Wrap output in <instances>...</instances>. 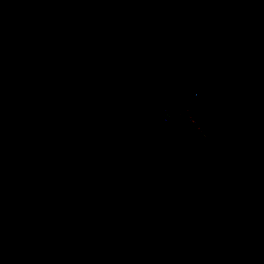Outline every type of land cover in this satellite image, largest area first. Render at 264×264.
Instances as JSON below:
<instances>
[{"label": "trees", "instance_id": "trees-1", "mask_svg": "<svg viewBox=\"0 0 264 264\" xmlns=\"http://www.w3.org/2000/svg\"><path fill=\"white\" fill-rule=\"evenodd\" d=\"M77 3L0 0V264H150L133 237L152 207L133 195L167 185L194 229L238 243L253 230L264 264V0ZM122 50L177 73L151 117L139 120L145 86L117 69ZM87 67L93 79H70ZM106 129L123 133V184L100 152ZM146 149V176L130 179ZM154 211L149 242L168 225Z\"/></svg>", "mask_w": 264, "mask_h": 264}, {"label": "flooded vegetation", "instance_id": "flooded-vegetation-1", "mask_svg": "<svg viewBox=\"0 0 264 264\" xmlns=\"http://www.w3.org/2000/svg\"><path fill=\"white\" fill-rule=\"evenodd\" d=\"M117 58L118 65L121 64V61L124 58H127V63L124 65L125 68L117 69L122 71L125 75H128L127 79H137L130 77L141 74L140 71H142V68L137 65L132 55L122 50L117 52ZM145 72L146 74L142 75L149 76L151 79L148 80L149 88L147 87V84L142 81V84L145 86V98L139 105L138 117L141 115L139 120L147 115H150V117L153 116L157 111V104L159 100L164 96L161 94V92H156L152 88L154 82L161 79L158 76V72L149 73L146 70ZM171 73V77L169 78H173L175 75L173 72ZM152 98L153 102H151ZM138 121L137 123L139 125ZM118 133L123 134L120 131ZM110 146L112 148V142ZM104 150L105 153H109L110 147H108L107 141L106 147L103 148L101 152ZM152 160V155H142L139 161H128V165L132 166L135 164L143 167L146 164L150 165L149 163L152 162ZM149 193L150 196L146 197L142 191H138L133 195V197H139L140 199L149 202V205L152 207V211H154V208H160L162 210H166L167 213H169V216L172 218V220L170 222L168 216L166 232L168 231L171 224L175 223L174 233L169 234L167 232L166 239L165 233L163 232L165 229H161L159 234L153 236V250L156 255L154 260L155 262H158V264H220L221 262H223L221 264H260L256 256H258L257 251L262 249V239L260 237H255L253 230L250 232L248 237L238 243L234 241L232 242L231 239L229 241L227 238H225L227 235L222 231L221 228H219L223 236V241H221V239L216 238L215 236L212 237V233L214 234V229L217 227V225H212L211 223L206 222L204 223L203 229H194L193 222L189 223V220L185 215V211H182V208L184 207L181 197L177 194H172L170 189H168V185L165 187H153ZM168 194H172L173 201L177 200L178 203L176 205H170L168 203ZM152 211H150V213H152ZM175 211L180 213L176 219L173 218L174 213H176ZM181 212L184 214L182 218ZM164 225L165 220L162 221L161 227ZM207 231L210 232L211 235H205ZM168 243L172 245L176 258H174L169 251ZM162 245H165L166 249L162 248ZM165 251L168 252L170 257ZM234 255L237 257L229 263L230 258H232ZM152 259L153 257L150 260V264L153 262Z\"/></svg>", "mask_w": 264, "mask_h": 264}, {"label": "rangeland", "instance_id": "rangeland-1", "mask_svg": "<svg viewBox=\"0 0 264 264\" xmlns=\"http://www.w3.org/2000/svg\"><path fill=\"white\" fill-rule=\"evenodd\" d=\"M63 3L65 4H68V7H77L78 3H77V0H62ZM81 40L82 38L79 39L78 41V46L81 44ZM127 63V58H124L122 61H121V64H119V68H125V64ZM89 64V63H88ZM141 74H146L145 70L142 69V71H140ZM175 75L173 78H169L171 77V72L169 71H165V72H158V76L161 78L159 80H157L156 82H154L152 88L154 91L156 92H161L162 95H165L169 92H171L172 88L174 87V85L176 84L177 82V79H178V76H177V73L173 72ZM95 77V71L91 70L90 67H87L86 69L82 70V71H79V72H76L75 74H73L71 76V80L72 81H80V80H89V79H93ZM169 78V79H168ZM104 136H105V139L106 141L108 142V147H110L111 145V142L114 138V134L112 131L106 129L104 131ZM146 151L148 152V154H152L153 151L150 150V149H146ZM102 157L106 160V165L108 166L109 165V161L107 160L108 157H109V153H104L102 152L101 153ZM136 158H138V156L136 155L135 156ZM136 167V169H135ZM137 165H132L130 168L128 167V170L130 172L129 174V178L132 179V176H137V177H145L146 176V173L142 172V169L140 168H143V167H140L139 169H137ZM152 178V177H151ZM133 181H135L133 179ZM150 181V180H149ZM164 197V196H162ZM168 197V203L170 205H176L178 202L177 200L176 201H173L172 200V194H168L167 195ZM142 211H143V214L145 216V221H144V229L141 230L140 232H138L134 237H133V241L134 243H136L137 245H145V246H149L150 250L152 251V264H158V262H155L154 258L156 257L155 255V252H154V246H153V242L151 240V242L147 241L148 239V236L149 234L147 233V226H148V221L150 219L151 216H153L152 213H150V209L148 208H145V207H142ZM176 212V211H175ZM182 213V212H181ZM178 215H180L179 212H176L174 213V217L173 218H178ZM184 216V214L182 213L181 215V218ZM153 239V238H152ZM222 241V240H221ZM223 263V262H221ZM220 263V264H221Z\"/></svg>", "mask_w": 264, "mask_h": 264}, {"label": "water", "instance_id": "water-1", "mask_svg": "<svg viewBox=\"0 0 264 264\" xmlns=\"http://www.w3.org/2000/svg\"><path fill=\"white\" fill-rule=\"evenodd\" d=\"M99 35H100V33H98V37H99ZM92 43V42H91ZM91 45V44H90ZM90 56L93 58V60H94V66L97 68V70L99 71L100 69H99V67H98V65H97V62H96V59L94 58V55H93V52L92 51H90ZM100 72V71H99ZM130 78H137V79H140V80H142V81H144L146 84H147V87L149 88V83H148V80H150L151 79V77H149V76H145V75H142V74H139V75H133V76H131ZM151 102H153V98H152V101ZM141 117V115L139 116V118ZM139 122V121H138ZM137 131H138V123H137ZM137 131H136V133H135V136L137 135ZM122 134H120V133H117L116 134V136H115V138H114V140L112 141V143H113V146H112V148H111V146H110V150H109V157H108V161L110 162L109 163V166H107L106 167V169L110 172V171H113L114 172V174H116L117 175V178H118V180H119V182L121 183V184H123V182H122V179H121V176L120 175H118L117 174V172H116V169H115V166H114V164H113V162H114V149H115V146H116V143H117V141H118V139L120 138V136H121ZM106 147V139H105V136H104V132H103V135H102V149L101 150H103V148H105ZM101 152V151H100ZM102 152H104L105 153V150L104 151H102ZM101 152V153H102ZM128 196H130V194H128V193H126ZM169 219H170V222H171V220H172V218L169 216ZM219 226H217L215 229H214V234L212 233V237H216V238H219V239H221L222 241H223V236H222V233L220 232V230H219ZM166 230H167V227L165 228V230H164V233H165V239L167 238V233H166ZM205 235H211V233L210 232H206V234ZM225 238H227L229 241H230V239L226 236ZM162 248H164V249H166V247H165V245H162ZM168 248H169V251L171 252V254H172V256L174 257V258H176V255H175V253H174V250H173V247H172V245H170L169 243H168ZM166 253H167V255H169L168 254V252L167 251H165ZM169 257H170V255H169ZM237 256H233L232 258H230V260H229V263L233 260V259H235ZM179 264V263H178Z\"/></svg>", "mask_w": 264, "mask_h": 264}, {"label": "built area", "instance_id": "built-area-1", "mask_svg": "<svg viewBox=\"0 0 264 264\" xmlns=\"http://www.w3.org/2000/svg\"><path fill=\"white\" fill-rule=\"evenodd\" d=\"M191 108H192V105H191V101H190V104H189V111L191 110ZM161 110H163L166 114H167V116H170V115H172V114H179V115H181L182 113L181 112H179V111H177V110H175V109H173V108H171V107H169V106H161ZM191 118H192V120L193 121H195L194 120V118L191 116ZM166 119H167V117H166ZM201 129V128H200ZM202 130V129H201Z\"/></svg>", "mask_w": 264, "mask_h": 264}, {"label": "clouds", "instance_id": "clouds-1", "mask_svg": "<svg viewBox=\"0 0 264 264\" xmlns=\"http://www.w3.org/2000/svg\"><path fill=\"white\" fill-rule=\"evenodd\" d=\"M191 105H192V104H191ZM161 106H163V105H161ZM161 106L159 107L160 110H161ZM161 111H163V110H161ZM191 111H192V108H191V110L189 111V106H188V109H187V111L185 112V114L190 118L191 121H193L192 118H191V116H192L193 118H194V116L192 115ZM174 114H175V113H174ZM166 117L168 118L169 116L166 115ZM166 117H165V119H166ZM166 120H167V119H166ZM194 120H195V121H193V122H194L195 124H197V121H196L195 118H194ZM200 128H201V127L199 126V129H200ZM201 129H202V128H201ZM201 129H200V131H203V130H201Z\"/></svg>", "mask_w": 264, "mask_h": 264}]
</instances>
